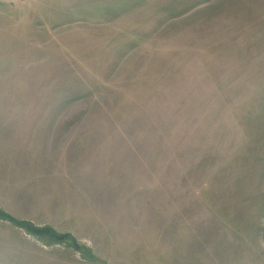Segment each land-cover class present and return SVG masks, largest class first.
<instances>
[{"label":"rangeland","instance_id":"374dc122","mask_svg":"<svg viewBox=\"0 0 264 264\" xmlns=\"http://www.w3.org/2000/svg\"><path fill=\"white\" fill-rule=\"evenodd\" d=\"M0 264H264V0H0Z\"/></svg>","mask_w":264,"mask_h":264}]
</instances>
